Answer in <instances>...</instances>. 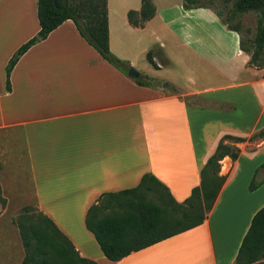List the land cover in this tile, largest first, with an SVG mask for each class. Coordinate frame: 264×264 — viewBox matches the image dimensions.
<instances>
[{
    "label": "crops",
    "instance_id": "obj_1",
    "mask_svg": "<svg viewBox=\"0 0 264 264\" xmlns=\"http://www.w3.org/2000/svg\"><path fill=\"white\" fill-rule=\"evenodd\" d=\"M151 1L154 17L135 27L128 13H139L141 0H107L110 51L136 71V78L107 63L67 20L18 59L8 91V62L40 29L38 0H0V130L15 133L12 139L22 143L37 208L81 258L96 264H235L251 220L264 206V183L248 190L264 163V138L223 141L239 150L238 158L225 156L219 162L225 182L198 227L113 262L85 225L88 210L100 197L133 189L146 174L166 187L175 202L183 203L200 186L201 170L223 136L248 139L264 130V69L249 64L239 35L208 8L179 11L187 18L200 14L217 19L235 36L233 55L218 59L227 65L234 61L239 73L249 69L252 77H234L232 82L229 69L217 68L224 79L195 90L194 80L182 88L158 75L160 58L168 59L162 53H152L156 67L148 62L152 76L136 68L129 38L139 35L145 54L150 45L143 38L149 27L170 24ZM178 42L183 44L179 36ZM145 77L153 83L136 84L134 79ZM185 97L229 107L195 108ZM260 173L264 175V169Z\"/></svg>",
    "mask_w": 264,
    "mask_h": 264
},
{
    "label": "trees",
    "instance_id": "obj_2",
    "mask_svg": "<svg viewBox=\"0 0 264 264\" xmlns=\"http://www.w3.org/2000/svg\"><path fill=\"white\" fill-rule=\"evenodd\" d=\"M183 7L190 10L205 6L201 4V0H183ZM248 12L259 14L257 31L250 41L241 37L240 24L234 22ZM154 15L155 7L152 1L141 0L140 12L130 11L128 20L131 25L139 27ZM216 16L228 30L239 35L240 50L250 54L251 65L259 67L264 50V0H236L226 19H221L218 13ZM37 18L40 26L37 35L18 48L6 67L8 91L10 74L18 59L67 20L74 23L81 37L107 63L120 72L128 73L129 64L110 51L107 0H77L74 4H68L64 0H38ZM147 60L156 67L151 52H148ZM262 66L264 67V63ZM134 80L139 86H149L153 83L147 78ZM256 137L264 138V130L248 139L223 136L215 153L201 170L200 186L193 189L191 196L183 203L175 202L167 188L149 174L144 175L139 185L133 189L100 197L98 203L88 210L85 225L93 234L104 256L117 262L133 252L201 225L225 182V177L219 175V162L225 156H229L233 161L238 158L239 150L224 144L223 141L239 143L252 141ZM262 169L264 163L257 168L248 185L250 192L264 183V175L260 173ZM158 188L162 190L158 195L159 205L148 201V197L158 193ZM19 231L25 252L21 264H96L81 258L72 243L43 214L34 220V225L21 226ZM257 262L264 264V206L253 216L235 259V264Z\"/></svg>",
    "mask_w": 264,
    "mask_h": 264
},
{
    "label": "rangeland",
    "instance_id": "obj_3",
    "mask_svg": "<svg viewBox=\"0 0 264 264\" xmlns=\"http://www.w3.org/2000/svg\"><path fill=\"white\" fill-rule=\"evenodd\" d=\"M76 1L64 0L68 4H74ZM154 1L160 8L162 16L168 19L170 24H166L167 27L163 26L164 28L157 24L149 27V32L143 38V41L150 45L145 54H142L141 51L143 50L138 43L139 35L135 38H129L128 51L134 58L137 69L144 71L145 75L152 76V73L154 74V70L149 68L146 55L151 52V54L162 53L168 58H160L162 68L158 75L165 81L176 83L182 88H187L190 85V80H194L192 89L195 90L207 89L205 87L208 85L219 83L224 78L218 74V69L220 72L229 69L228 73L232 76L230 78L232 82L234 77L247 80L246 77L251 76L250 72L252 71L249 69L241 70L239 73L234 61L227 65V62L224 64L221 60L222 58L218 59L222 56L227 59L228 56L233 55L235 36H231L228 31L222 29V25L217 19H208L200 14L193 15V19L192 17L187 18L179 11V7L185 10L183 0ZM235 1L201 0V4L205 6L203 8L212 10L215 15L220 14L221 19L224 20L229 16ZM258 20V13L248 12L234 21L240 24L241 37L244 40H253L257 31ZM178 36L183 44L178 42ZM161 45H165V47ZM263 63L264 50L259 61L260 66L256 68L264 69ZM184 101L188 106L200 109H228L229 107L221 103H210L199 97H185ZM233 109L234 107L231 110ZM237 113L239 112L237 111ZM251 116L252 107L248 110V119ZM13 135L15 133L8 130H0V264H21L25 252L19 228L28 224L34 225V220L42 216L36 206L30 187L29 170L27 169L25 153L23 154L22 143L18 139L16 141L12 139ZM254 139L257 141L261 137ZM227 142L233 143L231 140ZM8 151H10L9 154ZM161 191L158 188V193L148 197V201L159 205L160 198L158 195ZM255 264H260V262Z\"/></svg>",
    "mask_w": 264,
    "mask_h": 264
},
{
    "label": "water",
    "instance_id": "obj_4",
    "mask_svg": "<svg viewBox=\"0 0 264 264\" xmlns=\"http://www.w3.org/2000/svg\"><path fill=\"white\" fill-rule=\"evenodd\" d=\"M128 75L131 76V77H134V78H136L138 76L136 71L133 68L129 69Z\"/></svg>",
    "mask_w": 264,
    "mask_h": 264
}]
</instances>
